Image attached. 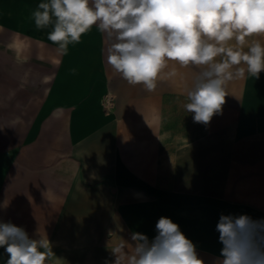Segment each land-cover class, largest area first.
<instances>
[{
  "label": "crops",
  "instance_id": "0c3cea01",
  "mask_svg": "<svg viewBox=\"0 0 264 264\" xmlns=\"http://www.w3.org/2000/svg\"><path fill=\"white\" fill-rule=\"evenodd\" d=\"M40 2L44 0H0V76L2 83L10 85L0 97L22 100L16 114L33 117L30 124L17 120L5 125V130L8 126L15 128V144L27 143L35 149L41 139L39 117H47L44 125L49 148H53L57 159L60 157L57 164L62 166L64 177L78 173L85 183L102 181L111 193L126 196L112 210L127 211L126 224L112 219L105 225L110 234L95 237L92 243L101 247L91 254L90 264H114L112 252L121 244L130 253L133 232L153 239L162 216L179 225L204 264H213L222 248L216 231L221 214L264 219V140L260 139L264 112L247 104L264 99V71L258 79L246 74L243 79L228 82L227 94L241 102L238 108L226 106L207 124L210 136L222 132L229 138L209 141L213 184L208 193L210 200L203 203L199 186L194 183L187 188L179 183L187 172L193 173L192 179H201V156L195 151L170 155L165 147L169 135L167 100L170 95L186 96L200 69L169 62L155 91L130 85L107 63L111 41L95 26L79 43L70 44L66 53L59 52L58 46L47 39L52 27H35L32 13ZM249 39L264 44V36ZM173 71L175 75L169 76ZM29 84L32 90L22 91ZM25 131L32 135L25 137ZM201 139L199 133L180 142L179 147H196L205 142ZM220 147L227 149L225 157H219ZM251 147L258 148L257 155L251 156ZM5 158L0 156V162ZM24 160L23 156L17 157L16 164L23 167ZM219 163L226 165L224 174L218 173ZM172 168L178 182L171 183ZM2 176L1 181L6 183L8 171ZM223 178L226 189L219 185ZM171 196L178 197V202L171 204ZM88 255L86 252L81 256L80 264H89ZM7 258L1 250L0 264H6ZM50 261L47 264H60L61 257L54 254Z\"/></svg>",
  "mask_w": 264,
  "mask_h": 264
},
{
  "label": "clouds",
  "instance_id": "9594fccd",
  "mask_svg": "<svg viewBox=\"0 0 264 264\" xmlns=\"http://www.w3.org/2000/svg\"><path fill=\"white\" fill-rule=\"evenodd\" d=\"M32 19L37 30L52 27L47 39L61 53L95 26L111 41V68L148 92L169 62L199 68L184 108L205 125L222 113L228 82L264 71V44L249 39L264 36V0H44ZM216 231L222 248L213 264H264V219L221 214ZM156 232L151 240L131 233L132 251L116 247L114 264H204L170 218L160 217ZM0 248L6 264H47L54 255L47 238L10 221L0 222Z\"/></svg>",
  "mask_w": 264,
  "mask_h": 264
},
{
  "label": "rangeland",
  "instance_id": "374dc122",
  "mask_svg": "<svg viewBox=\"0 0 264 264\" xmlns=\"http://www.w3.org/2000/svg\"><path fill=\"white\" fill-rule=\"evenodd\" d=\"M14 74L16 75V73ZM2 79L0 76V92H4L6 86H10L2 83ZM33 86L36 90V85L33 84ZM233 86L237 88L238 85L234 84ZM30 87H32L31 84L22 91L32 90ZM261 88L264 91V85H261ZM226 92L229 93L227 85ZM19 102L21 103L22 100L16 101L15 98L0 97V156L6 157L4 162H0V182H2L0 205L3 208V211L0 212V222L10 221L16 226L24 228L30 238H47L53 253L61 257L60 264H80L81 256L86 252L89 253L90 264L92 262L91 254L95 253L96 247H101V245L92 243L95 241V237L110 234L105 225L112 219L117 224H121L120 221L126 224L127 211H121V208L120 211H112L117 209V205L124 202L126 196L111 193L108 185L102 181L85 183L79 179L78 173L76 176L65 178L62 166L57 164L60 157L57 159V156L52 153L53 148H49L48 131L44 125L47 117H39L41 139L38 147L32 149L27 143L23 146L16 145L14 142L15 128L8 126L9 129L5 130V125L14 124L17 120L26 125L30 124L33 119L31 115L21 117L16 114L19 111L17 108ZM185 102L186 96L182 95H170L167 100L166 127L169 129V135L165 140L166 152L176 156L183 155V153L188 155L193 151L198 152L197 154L201 156V179L194 180L190 177L193 176V173L187 172L179 180V183H183L187 188L195 183L201 189L202 202L206 203L211 198L208 193L211 191V184H213V181L210 180V171L213 165L210 164L209 141H224L229 137H226V134L222 132L210 136L207 125L194 122V114L186 112ZM239 102L241 101L227 94L222 109L226 106L238 108ZM248 103L264 112V99L250 100L247 101ZM1 129L4 130L1 131ZM199 133L202 134L201 140L205 142L196 147H179L182 144L180 142L185 139H193ZM23 134L25 137L32 135L30 131H25ZM229 134L232 138L233 133ZM261 136L260 139L264 140V131L261 132ZM226 152L225 147L218 148L219 157H225ZM250 152L251 156H255L258 153V148L251 147ZM21 156L25 158L23 167L16 164V158ZM173 169L170 171L171 183L174 180L178 182L177 179H174L177 174L173 173ZM225 169V163L218 164L219 174H224ZM6 170L8 171V180L3 183L1 176ZM224 178L219 180L222 189H226ZM229 185L232 186L230 183ZM218 191L220 192V190ZM169 199L171 204H174L173 202L177 203L179 198L171 196ZM1 250L4 249L0 248V253Z\"/></svg>",
  "mask_w": 264,
  "mask_h": 264
},
{
  "label": "built area",
  "instance_id": "2783aa9c",
  "mask_svg": "<svg viewBox=\"0 0 264 264\" xmlns=\"http://www.w3.org/2000/svg\"><path fill=\"white\" fill-rule=\"evenodd\" d=\"M106 102V104L108 103V99L105 101ZM104 106H106V105H104Z\"/></svg>",
  "mask_w": 264,
  "mask_h": 264
}]
</instances>
